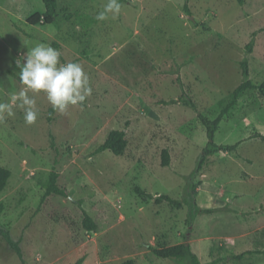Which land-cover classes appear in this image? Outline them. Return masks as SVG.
<instances>
[{
  "label": "rangeland",
  "instance_id": "374dc122",
  "mask_svg": "<svg viewBox=\"0 0 264 264\" xmlns=\"http://www.w3.org/2000/svg\"><path fill=\"white\" fill-rule=\"evenodd\" d=\"M58 1L55 23L32 26L46 11L42 0H0V102L23 87L17 61L40 43L59 51L61 64L80 63L92 87L83 105L53 120L46 96L31 92L35 124L16 104L15 116L0 120V167L12 173L1 222L26 264H178L155 249L186 241L201 264H264L258 91L240 97L215 136L239 149L210 157L195 174L209 142L199 113L219 115L244 80L245 59L250 79L264 80V0H119V17L106 21L95 17L107 0ZM113 130L126 132L125 154H96ZM52 172L67 196L43 200ZM161 196L182 206L158 203ZM86 215L96 231L85 228ZM0 264H21L2 238Z\"/></svg>",
  "mask_w": 264,
  "mask_h": 264
},
{
  "label": "trees",
  "instance_id": "16d2710c",
  "mask_svg": "<svg viewBox=\"0 0 264 264\" xmlns=\"http://www.w3.org/2000/svg\"><path fill=\"white\" fill-rule=\"evenodd\" d=\"M45 3L46 11L43 14L37 13L32 19H29L28 23L32 26H36L39 24L42 25H50L57 21L58 12H59V1L58 0H42ZM240 5H243L245 0H236ZM255 45V40L253 39L251 43L247 46V53L250 54L253 52V48ZM243 68V82L233 91L231 95L230 102L221 110L219 115L215 119L208 118L205 114L199 113L198 108L195 103H193L189 98H183L185 104L190 106L192 109L199 113V118L202 124L205 126L207 131V136L209 142L207 146L204 148L202 155L199 159L198 165L195 169V174H200L204 167L208 164L210 157L220 153H232L236 152L241 146V142L235 145H218L215 142L216 133L219 130L220 124L225 118L227 114H229L239 102L240 97L249 90H256L259 94L264 97V80L260 84L254 83L250 79V71L248 68V60L245 59L242 62ZM177 100H172L170 104H176ZM57 111H54L53 108L49 110V120H53ZM257 138H260L264 141V135L257 134ZM129 141L127 139V134L124 130H113L105 142L98 147L96 150V154L103 153L109 151L113 153L115 156H123L128 148ZM170 165V155L168 151H164L163 154V167H168ZM12 177V173L10 170L0 167V194L4 192L8 186L9 180ZM59 174L57 172H52L50 175V179L48 184L46 185L45 195L43 200L46 198L56 195V196H67V190L59 187ZM139 193L144 195L145 193L138 189ZM150 198L151 195H148ZM168 201L170 204L175 205L176 207H181L182 203L176 201L167 196H161L157 199L158 203L162 201ZM192 210V208H191ZM3 213V207H0V238H2L10 248L17 254L20 259L21 264H26L25 257L20 245V242L16 240L10 229L1 222V216ZM84 226L86 229L91 231L97 230V225L93 221V219L86 215L84 219ZM155 254L162 259H173L178 264H201L200 260L194 255L191 245L189 242H184L181 244H177L174 246H169L166 248H158L155 249ZM245 255H242V257ZM123 264H136L134 260H128Z\"/></svg>",
  "mask_w": 264,
  "mask_h": 264
},
{
  "label": "clouds",
  "instance_id": "9594fccd",
  "mask_svg": "<svg viewBox=\"0 0 264 264\" xmlns=\"http://www.w3.org/2000/svg\"><path fill=\"white\" fill-rule=\"evenodd\" d=\"M122 7L119 0H107L95 18L98 21L117 19ZM60 56L61 53L52 46L40 43L27 52L24 63L17 61L19 82L23 87L12 94L11 103L0 102V120L5 116L14 117L12 104H16L23 110L25 123L35 124L38 111L33 96L41 93L59 113H65L70 106L83 105L92 94L90 78L80 63L61 64Z\"/></svg>",
  "mask_w": 264,
  "mask_h": 264
},
{
  "label": "crops",
  "instance_id": "0c3cea01",
  "mask_svg": "<svg viewBox=\"0 0 264 264\" xmlns=\"http://www.w3.org/2000/svg\"><path fill=\"white\" fill-rule=\"evenodd\" d=\"M200 260V259H199Z\"/></svg>",
  "mask_w": 264,
  "mask_h": 264
}]
</instances>
